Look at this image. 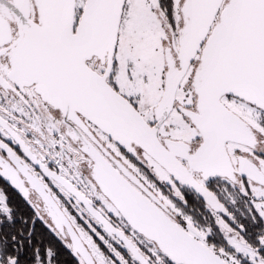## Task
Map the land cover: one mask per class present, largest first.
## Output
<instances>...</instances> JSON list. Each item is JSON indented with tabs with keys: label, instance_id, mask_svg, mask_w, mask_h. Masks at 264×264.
Wrapping results in <instances>:
<instances>
[{
	"label": "snow or ice",
	"instance_id": "1",
	"mask_svg": "<svg viewBox=\"0 0 264 264\" xmlns=\"http://www.w3.org/2000/svg\"><path fill=\"white\" fill-rule=\"evenodd\" d=\"M0 184V264H264V0H0Z\"/></svg>",
	"mask_w": 264,
	"mask_h": 264
},
{
	"label": "trees",
	"instance_id": "2",
	"mask_svg": "<svg viewBox=\"0 0 264 264\" xmlns=\"http://www.w3.org/2000/svg\"><path fill=\"white\" fill-rule=\"evenodd\" d=\"M0 186H4V185L0 184ZM7 191H8V195L11 198V202L15 204L20 209L21 212H24V208L21 205L22 203L20 204L19 201L14 199L17 196L13 193V191L10 188H8ZM193 204H194V207H197V208L199 207V205H196L195 202H193ZM40 230L44 232L47 239L52 240V242L55 244V247L58 250L57 264H72V261H73L72 258L66 256L64 251L59 248L60 242L56 240L54 236H51V234L47 233V230H43V229H40ZM61 255L63 256L61 257Z\"/></svg>",
	"mask_w": 264,
	"mask_h": 264
},
{
	"label": "flooded vegetation",
	"instance_id": "3",
	"mask_svg": "<svg viewBox=\"0 0 264 264\" xmlns=\"http://www.w3.org/2000/svg\"><path fill=\"white\" fill-rule=\"evenodd\" d=\"M12 190V189H11ZM13 191V193L17 196L16 198H14L15 200H17V201H19V203L22 205V207L24 208V212L25 213H27L28 212V209L26 208V206L24 205V203H23V201H22V199L19 197V195L14 191V190H12ZM38 228L39 229H43L42 228V226H39L38 225ZM43 230H45V229H43ZM59 248L61 249V250H63L64 251V253L66 254V256H68V257H71L72 258V264H76V261H75V259H74V257L72 256V254L70 253V251L67 249V248H65L64 246H63V244L62 243H60L59 244ZM63 255H61V257H62Z\"/></svg>",
	"mask_w": 264,
	"mask_h": 264
}]
</instances>
